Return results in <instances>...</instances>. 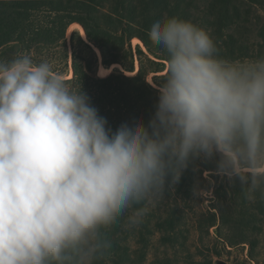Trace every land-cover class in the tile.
<instances>
[{"label": "clouds", "instance_id": "clouds-1", "mask_svg": "<svg viewBox=\"0 0 264 264\" xmlns=\"http://www.w3.org/2000/svg\"><path fill=\"white\" fill-rule=\"evenodd\" d=\"M149 38L168 55L155 112L115 131L49 62L0 61V264H96L111 246L102 229L193 157L264 191V57L220 58L178 18L154 22Z\"/></svg>", "mask_w": 264, "mask_h": 264}, {"label": "trees", "instance_id": "trees-1", "mask_svg": "<svg viewBox=\"0 0 264 264\" xmlns=\"http://www.w3.org/2000/svg\"><path fill=\"white\" fill-rule=\"evenodd\" d=\"M228 4L231 6L232 1L226 0L223 6L229 9ZM261 5L264 9V2ZM188 7L186 0H0V50L13 43L26 51H32V48L52 50L62 44L67 48L69 27L74 23L79 24L87 40L102 53V60L100 63L92 47L86 44L93 53V60L87 61L85 65L74 62V76L67 83L75 91L81 89L90 98L91 105L106 118L113 131L122 123L135 119H141L147 125L155 112L158 89L148 83L140 58L139 73L136 76L125 75L127 71H136L132 41L140 40L151 55L168 61L165 55L155 52L157 49L162 51L161 46L153 45L146 38L157 20L168 17L187 21ZM96 10H103V13L99 11V14L93 15L92 12ZM235 11V19L241 18L239 11ZM209 15L215 16L212 12ZM35 17H38L37 20ZM237 43L231 54L238 60L241 57L250 59V48L242 42ZM216 47L218 54H225L222 46ZM138 52L139 55H145L140 49ZM257 52L259 58L264 57V44ZM127 56L133 62L129 69L122 62ZM101 65L106 69L120 65L124 71L115 68L110 76L100 78L98 71ZM160 72L163 70L156 68L155 73ZM211 159L193 157L179 181L173 184L169 179L164 192L169 195L174 189L185 191V196L191 200L193 193H196L193 178L203 180L205 172L221 175L216 158ZM238 182L234 177L230 184L223 185L222 190L217 191V214L209 218L207 228L217 227L220 221L218 237L224 244L232 248L248 245L254 260L259 237L264 232V191L258 189L250 192ZM145 204L144 201L134 204V210L144 209ZM178 214L177 208L167 215L164 222L158 225L160 231L174 233L175 221L180 219ZM118 227L119 221L116 219L108 228L102 229V233L107 240H111ZM200 229L204 231L206 227L200 226ZM107 250L96 264H107Z\"/></svg>", "mask_w": 264, "mask_h": 264}, {"label": "rangeland", "instance_id": "rangeland-1", "mask_svg": "<svg viewBox=\"0 0 264 264\" xmlns=\"http://www.w3.org/2000/svg\"><path fill=\"white\" fill-rule=\"evenodd\" d=\"M231 1L232 5L228 4L229 9H227L226 5L223 6L226 0H186V4H189L187 21L204 29L216 45L224 48L225 54H218L220 58L238 60L231 54L234 44L238 41L250 48V59H259L257 51L264 44V9L261 5L264 0ZM235 10L239 11L241 18L235 19ZM99 11L103 13V10H96L92 14L97 15ZM210 12L215 16L211 17ZM146 39L150 41L149 37ZM86 44L92 47L101 63L102 53L87 40L83 28L77 23L72 24L68 29L67 48L62 44L63 46L60 45L52 50L32 48V51H26L13 43L0 50V61L8 62L28 55L37 64L43 61L49 62L54 74L70 82L74 76V62L85 65L87 61L93 60V53ZM139 49L145 55H139ZM132 50L136 71L134 73L127 71L125 75L136 76L139 73L140 58L148 83L158 89L161 81L166 77L168 61L151 55L138 39L132 41ZM155 52L168 58L163 48L162 51L157 49ZM245 59L241 57L239 60ZM122 62L128 69L133 65L128 56ZM115 68L124 71L120 65H114L110 69L101 65L98 76L106 78ZM156 68H160L163 72L155 73ZM233 178L205 172L203 180L193 178V182L196 183V193H193L191 200L187 199L185 191L180 192L178 189H174L169 195L162 191L154 198L143 200L146 202L144 214L140 222L134 225L128 220L135 211L134 205L126 209L117 218L119 227L116 229L115 237L108 239L111 246L107 250V264H264V232L259 237V245L254 253L255 259L252 260L248 245L228 247L218 237L220 221L217 227L207 228L209 218L217 214V191L220 192L223 185L230 184ZM199 188L202 189L198 190ZM222 194L226 193L222 192ZM238 204L239 200L236 206ZM177 208L180 219L175 221V232L168 234L160 231L158 225ZM200 226H205L206 230L202 231Z\"/></svg>", "mask_w": 264, "mask_h": 264}, {"label": "water", "instance_id": "water-1", "mask_svg": "<svg viewBox=\"0 0 264 264\" xmlns=\"http://www.w3.org/2000/svg\"><path fill=\"white\" fill-rule=\"evenodd\" d=\"M84 33H85V31H84Z\"/></svg>", "mask_w": 264, "mask_h": 264}]
</instances>
